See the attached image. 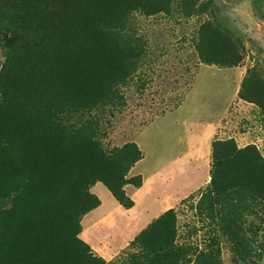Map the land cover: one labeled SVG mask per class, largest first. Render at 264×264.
<instances>
[{"label":"trees","instance_id":"16d2710c","mask_svg":"<svg viewBox=\"0 0 264 264\" xmlns=\"http://www.w3.org/2000/svg\"><path fill=\"white\" fill-rule=\"evenodd\" d=\"M264 19V0H253ZM207 15L196 30L201 63L231 67L244 44L216 14L213 0H0V264H104L80 233L82 217L101 201V182L124 208V185L143 156L135 141L104 148L86 115L120 101L117 86L135 69L141 50L122 29L131 16ZM216 11V12H215ZM238 97L261 109L264 75L247 67ZM93 123V125H92ZM210 179L202 197L240 188L264 200V156L233 138L211 142ZM176 212L170 207L134 235L128 264H160L173 255Z\"/></svg>","mask_w":264,"mask_h":264},{"label":"rangeland","instance_id":"374dc122","mask_svg":"<svg viewBox=\"0 0 264 264\" xmlns=\"http://www.w3.org/2000/svg\"><path fill=\"white\" fill-rule=\"evenodd\" d=\"M213 1L216 14L244 44L243 59L235 68L199 63L194 38L207 15L185 16L179 8L150 16L135 12L122 29L133 35L141 55L126 82L117 86L121 100L86 115L91 116L104 148L126 141L141 146L144 157L135 164V174L140 169H155L159 163L154 162L156 153L164 165L169 162L170 170V161L181 156V149H188V136L197 134L196 127L220 108L210 141L233 138L238 147L254 144L264 156L261 109L237 94L247 67L257 66L264 75V19L257 14L253 0ZM4 60L0 42V68ZM203 127L210 129L207 122ZM199 151L201 156H209L211 164V151L201 147ZM205 163L202 158L197 171L191 167L193 173H184L187 182L183 192H164L157 198L164 203L162 210L174 208L177 218L173 255L160 264H264V200L240 188L202 197L210 168ZM170 172L165 185L172 188L177 173ZM90 190L101 200V207L82 217L86 230L81 238L104 258V264H128V254L139 250L132 238L143 222L137 219L124 224L123 218L143 219L142 202L130 211L123 207L115 210L118 202L101 182ZM155 209H150L147 217Z\"/></svg>","mask_w":264,"mask_h":264},{"label":"crops","instance_id":"0c3cea01","mask_svg":"<svg viewBox=\"0 0 264 264\" xmlns=\"http://www.w3.org/2000/svg\"><path fill=\"white\" fill-rule=\"evenodd\" d=\"M199 63L201 64V62H199ZM217 67H219V66H217ZM229 68H235V66L229 67ZM241 73H242V71H240V74ZM221 110H222V108H220V112H221ZM220 112L215 113V115H213L211 119L206 121L207 126H209L210 129L208 127L207 128L203 127L206 123V122H204V123L200 124V126H201L200 128H198L199 125L196 127L197 134H194L192 136L191 135L188 136V141L190 143L188 149H186V151H185V149H181V156H177L178 158L170 161V163H171L170 166H173V167H171L170 170L167 169L169 167V166L167 167L169 162L166 165H164L163 162L159 161V157L157 155L158 153H156V157L154 159V162H159V163L157 166L154 167L155 169H153V170H151V168L148 170L140 169L137 171V174H135L133 172L135 164L140 162L143 159L144 155L141 157V159H139L137 162L134 163V165L129 169L127 176L130 177V176H134V175H139L141 177V185L133 186L130 183H127L124 185V189H125L126 194L133 200L134 204L129 208H124V207L123 208L130 211V210L134 209L137 206V204L142 202L143 219H140V216H137L135 218H123L124 224H125V221H126V223L132 224V222H134L135 220L138 219L139 222H143V224H141L138 227L140 229L139 230L136 229L137 232L140 231L141 229L146 227L147 224L150 223L154 218H156L165 209L168 208L166 206V208L164 210H162L164 203L161 200L158 201V199H157L158 196H160L164 192L169 193V191L170 192H176V193L183 192L185 190V185L187 182V181H185L186 176L184 175V173L188 174V173H193L194 170L197 171L200 168L199 165H201L202 158L205 159V161H206V163H205L206 167L207 168L210 167V163L208 160L209 156L207 154L205 156H201L202 151L200 152L199 149H200V147L202 149L208 148V153L211 151V142L212 141H210L209 133H211L215 130L216 123H217L215 121V119L217 118L218 114H220ZM202 124H203V126H202ZM208 135H209V137H208ZM184 140H187V138H185ZM138 146H139V148L141 147L139 144H138ZM196 166H199V167H196ZM185 167H187V171H186ZM191 167L194 169L193 171L191 170ZM175 169H177V170H175ZM147 171H148V173H146ZM156 172H158V173H156ZM169 172L170 173H177V179L175 180L176 175L173 177V180H174L173 183L174 184H173L172 188L166 187V185H165V184H167V177L169 175ZM153 173H156L157 175L155 177L149 178L151 175H153ZM180 175H184V177L181 176L183 178H180ZM209 178H210V176L208 175V180H206V184L208 183ZM175 185H176V187H175ZM167 195H169V194H167ZM165 197L163 199H165ZM100 205H101V203L97 207L92 209L91 210L92 212L89 211L88 213H90V212L94 213L95 212L94 210L97 209ZM119 207H122V206L118 203V205H116V207H115V210L118 209ZM150 209H155L154 213L151 217H147L148 211ZM109 212H111V211H108L106 213H100L99 215H97L96 218L100 219L102 216L109 214ZM88 213H86V214H88ZM93 220H94V218H93ZM85 230H86V228H85V226H83L82 231L80 233L81 236L83 235V232ZM133 230H135V229H133ZM137 232L134 233L133 236L135 234H137ZM127 233L130 234V231H128ZM89 245L91 246V244H89Z\"/></svg>","mask_w":264,"mask_h":264},{"label":"clouds","instance_id":"9594fccd","mask_svg":"<svg viewBox=\"0 0 264 264\" xmlns=\"http://www.w3.org/2000/svg\"><path fill=\"white\" fill-rule=\"evenodd\" d=\"M210 179V178H209Z\"/></svg>","mask_w":264,"mask_h":264}]
</instances>
